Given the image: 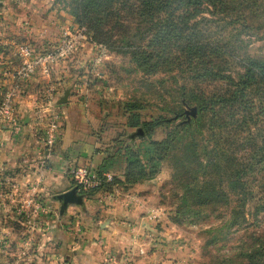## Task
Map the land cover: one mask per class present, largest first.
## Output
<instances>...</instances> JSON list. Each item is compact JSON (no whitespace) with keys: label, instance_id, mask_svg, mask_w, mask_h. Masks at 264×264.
Instances as JSON below:
<instances>
[{"label":"trees","instance_id":"1","mask_svg":"<svg viewBox=\"0 0 264 264\" xmlns=\"http://www.w3.org/2000/svg\"><path fill=\"white\" fill-rule=\"evenodd\" d=\"M68 1L67 9L75 17L77 26L84 27L92 40L105 44L111 51H122L113 46L115 41L102 38L98 33L103 24L112 21L119 34L128 35L124 39V54L131 53L137 70L150 76L161 72L171 75L172 80H169L176 86L174 88H164V79L157 78V84L164 90L161 94L157 92L158 99L164 94L179 106L186 104L196 108L193 117L166 104L161 111L170 117L160 114L145 120L140 111L149 109L146 105L139 101L118 103L120 105L116 108L124 118L125 126L132 130L140 127L144 137L131 142L125 136L122 140L126 143L122 145L120 140L113 139L112 151L109 152L107 147L102 150L105 157L96 171L102 179L101 185L88 192L81 191L83 196L92 200L116 189L126 191L134 185L154 180L163 170L165 162L173 158L168 182L170 185L175 183L177 191L164 198L170 199L173 209L167 212L171 223H179L181 217L187 214L196 215L194 209H201L209 202L227 198L225 188L219 187L218 192L211 181L204 180L201 184L205 187H200L198 176L210 167L219 173L221 182L227 180L225 184L229 189H239L243 197L250 193L260 203L264 184L258 186L263 194L254 197L250 190H245L248 185L245 176L264 163V60L252 59L240 54V51L246 42L241 37L242 33L254 29L248 17L254 19L257 16L262 0ZM122 12H126L130 20L124 26L120 23ZM204 13L209 17H204ZM237 25L242 26V30H237ZM261 28L264 24H259L256 29ZM226 33L228 36H224ZM148 87L155 94L153 89L157 86L150 83ZM255 103L260 105L257 115L252 114ZM223 111L226 115L221 117ZM182 116L184 121H174ZM257 124L263 126L257 128ZM250 125L256 132L253 134L256 142L252 134H248L254 148L251 162H235L236 157H232L230 149L237 146L229 135L233 136L230 134L232 128L235 132L250 133V129L246 130ZM198 126L211 132V143L217 148L215 157H209L205 152L206 146L194 138V130ZM160 127L167 131L164 138L156 140L154 135ZM219 145L228 147L220 151ZM176 152L180 153V158L174 159ZM106 172L111 173L110 182L102 177ZM241 206H245V198ZM261 209L264 208L257 206L254 215ZM243 213V210L234 213L232 219L218 230L219 233L235 225L240 226L245 221ZM239 219L241 222H238ZM259 240L257 245L240 244L235 256L219 258V264H264V247Z\"/></svg>","mask_w":264,"mask_h":264},{"label":"rangeland","instance_id":"2","mask_svg":"<svg viewBox=\"0 0 264 264\" xmlns=\"http://www.w3.org/2000/svg\"><path fill=\"white\" fill-rule=\"evenodd\" d=\"M66 2L69 1L0 0V4L3 6L0 9V19L2 18V23H4V20L5 22L7 20L8 22H11V20L16 21L14 26H10L8 23L10 26L9 31L14 32L17 36H23L21 33H25L24 37L28 38V45H31L36 51H44L56 45L64 30H70V28L77 26L75 17L67 9L68 5ZM260 3L257 16L254 19L248 17V22L252 24L254 29H251L249 33H242L241 37L246 42L245 44L243 43V50L240 51V54L247 55L252 59L264 60V28L256 29L259 24H264V1L262 0ZM121 15L120 23L124 26L130 20L127 19L126 12H122ZM203 16L209 17L207 13H204ZM24 22H27L28 25L24 26ZM6 26L7 23L3 25L5 29ZM131 26L133 27L134 24H131ZM112 28L113 22L110 21L103 24L99 28L98 33L102 38L115 41L113 46H117L122 51H111L105 44L94 39L93 42L104 47L105 51L99 52L93 46H87L92 57L84 60L77 70L79 74L81 73L80 76L84 78V82L97 87L96 90L100 94L102 110L99 113V123L105 131L104 137L108 141L118 139L122 145L126 143V140L124 141L122 138L134 130L125 126V120L121 117V113L116 106L124 104V102L139 101L149 107V109L140 111L143 116L142 119L149 120L152 116L160 114L170 117L167 113L161 111V108L166 104L182 112L189 110L192 105L182 104L179 106V104L177 105L164 94H162V98L158 99L157 92L161 94L164 91L163 87H176L172 84L171 75L161 72L150 76L144 74L142 70H137L136 64L132 62L131 53L124 54V39L128 35L125 33L119 34L117 29ZM140 28L142 30L141 26ZM235 28L240 31L243 27L237 25ZM232 32L236 33L235 31ZM224 36H228V33ZM6 60V58H3L4 62ZM10 61H14V64L18 62L14 56L11 57ZM157 78L164 79L165 82L163 83L165 85L163 87L157 84ZM150 83L157 86V88L153 89L155 94L150 92L151 89L148 87ZM258 106L260 105L255 103L252 114H258ZM58 111L60 112L59 109ZM103 114L105 115L104 117ZM220 115L223 117L226 113L223 111ZM234 116L237 118V115ZM62 118L63 115L61 113V123ZM184 120L185 117L182 116L174 121L179 123ZM203 122L205 121L203 120ZM250 126L246 129H250V133H247V131L245 133L241 131L235 132L234 128H232L230 134L234 137L229 135L235 142L234 145L237 146V148L230 149V152L233 153L232 157H236L235 162H251V154L254 148L248 134H252V138L255 141L253 134L256 132L254 126ZM260 126L262 127L263 125H256L257 128ZM198 127L194 130V138L202 146H206L205 152L209 154V157H215L217 148L211 143V132L208 133L209 130H202L200 126ZM240 129L242 130L243 128ZM214 130L217 132L216 129ZM1 131L3 132L4 130ZM166 131L164 127L158 128L154 139L161 140L164 138ZM221 133L223 134V131ZM223 137L225 138V136ZM224 147L227 148L228 146L219 145L218 150L221 151ZM175 158H180V153L176 152ZM172 160L173 158H170L165 162L163 170L156 177L157 184L153 190L154 198L150 201L152 208H145V213H143L145 215L143 216H138L139 211H135V223L126 224V229L137 244V248L126 249V247L120 250L119 253H103L101 255L103 258L102 264H110V262L119 264L118 260L125 261L128 255L130 256L126 262H131V259L133 261L138 257L145 258L152 255L150 264H219V258L235 256L242 243L257 245L256 241L260 239V244L264 247V209L254 215L257 206L264 208V195L261 197L260 203H257L256 199L249 195L250 193L243 197L239 193V189L232 191L227 187L228 184H225L227 180L224 183L221 182L219 173H216L212 167L205 170L204 173L200 172L198 176L200 187L202 189L205 187L201 184V182H205L204 180L211 181L215 183L214 187L218 192L219 187L225 188L227 198L223 199V201L214 200L209 202L207 206H201V209H194L193 213L196 215L187 214L181 217L179 223H171L168 220L167 212L173 209L170 199L165 200L164 198L170 196L173 191H177L175 183L170 185L168 182L172 173ZM202 162L205 161L202 160ZM253 169V172L250 171L251 173H247L245 176V180L248 183L245 190L246 192L250 190L252 195L258 198L263 194L259 191L260 188L258 186L262 183L264 184V163ZM7 174L5 171H0V177H7L5 176ZM10 188L7 182L0 181V192H7ZM20 191V188L16 190L17 193ZM244 198L245 206L242 207L241 203ZM47 203L55 204L52 199H48ZM102 203H106V201ZM23 205L24 202L21 200L8 203L0 199V264H41L40 255L42 257L46 255L50 261L43 264H77L76 258L71 259L69 257L74 251L68 247L72 243L63 242L66 244L65 246L62 243L63 247L56 248L55 240L53 241L50 236V230L48 233L42 230L41 233L43 235L40 234L41 229L39 230V228L44 226L43 221H47L49 216L39 213L37 210L35 211L34 208L28 207V205L25 207ZM53 210L54 212L58 211L55 207ZM240 210H243V214H245V221L240 226L235 225L228 231L223 230L219 233L218 230L232 219L234 213ZM151 213L157 214L156 219H150L149 215ZM55 219L57 220V218ZM238 222H241V219ZM48 223H52L51 220H48ZM215 228V232H210V230ZM67 236L70 237H65L67 241H74L78 236L77 241L82 238L79 233L72 234V236L67 233ZM41 240L42 242H40ZM65 260L68 263H64Z\"/></svg>","mask_w":264,"mask_h":264},{"label":"crops","instance_id":"3","mask_svg":"<svg viewBox=\"0 0 264 264\" xmlns=\"http://www.w3.org/2000/svg\"><path fill=\"white\" fill-rule=\"evenodd\" d=\"M2 8L0 4V9ZM14 22L16 21L5 22L4 20L2 23V18L0 19V93L8 89L13 90L14 114L21 120L23 132L20 136L14 137L7 129L0 131V171L9 174L5 175L7 177H0V181L7 182L9 188L11 187L7 192H0V199L8 203L24 201L27 199L26 187L41 179L40 199L48 202V199L51 200L56 194L77 188L70 174L72 168L89 167L98 171L105 157V152L102 150L107 147L109 152L112 151L113 139L108 141L104 137L105 131L99 123L102 104L97 87H91L84 82V78L77 70L84 60L92 57L88 47L76 53L65 66L53 72L49 78L36 73L27 81L17 82L11 74L14 61H10L13 56V47L10 43L28 44V38L24 37L25 33H21L23 36H17L9 31V27L15 25ZM6 23L7 31L3 27ZM27 25V22H24V26ZM3 58L7 60L4 62ZM51 84L56 87L57 100L63 95L65 89L71 90L68 102L57 105L63 115L60 138L54 148L42 153L40 142L32 129L33 117L42 107L46 90ZM42 161L46 163L45 170H41ZM104 174L111 175L109 172ZM156 184L157 178L134 185L126 191L116 189L111 198L105 199L103 195H98L92 200H87L84 197V210L70 206L65 214L60 213L59 205L52 199L55 204L49 205L52 209L54 207L58 209L57 214L55 212L57 220L53 210L52 216L47 217L52 223H48V220L43 221L44 226L39 228L40 234L43 235L41 231H46L47 225L52 240H55L56 248L63 247V242L72 243L68 247L74 251L69 257L76 258L77 264H102L103 253H119L126 247V249L137 248L126 226L135 223V211H139L138 216H143L145 208H152L150 201L154 198L153 190ZM18 188L21 191L17 193ZM77 191L83 195L81 188H77ZM103 201L106 203H102ZM70 227H73L74 231L69 230ZM67 233L70 236L79 233L82 238L77 241L78 236L76 241H67L66 238H70ZM63 245L66 244L63 243ZM129 256L125 261L118 260V263H151L152 255L126 262ZM39 258L42 260L41 264L50 262L46 255L43 257L40 255ZM64 263L68 261L65 260Z\"/></svg>","mask_w":264,"mask_h":264},{"label":"built area","instance_id":"4","mask_svg":"<svg viewBox=\"0 0 264 264\" xmlns=\"http://www.w3.org/2000/svg\"><path fill=\"white\" fill-rule=\"evenodd\" d=\"M10 44L13 47V56L18 60L16 64L12 65L11 72L12 77L17 82L27 81L36 73L49 78L53 72L65 66L76 53L87 46H93L99 52L105 51L104 47L93 42L92 37L84 27L79 26L64 30L56 45L44 51H36L31 45L24 43L11 42ZM14 97L12 89L4 90L0 93V131L7 129L12 136L18 137L23 132V124L14 114ZM56 101V87L51 84L46 90L42 107L37 110L33 117L32 129L40 142L39 146L42 153L45 150L54 148L61 135V113L58 111ZM45 169L46 163L42 161L41 170ZM70 174L76 187L86 192L99 187L102 183V179L97 172L89 167L72 168ZM102 177L106 182L112 180L110 174H103ZM40 182L41 179L26 187L27 199L23 201L24 205L34 208L39 213L52 216L51 206L40 199ZM113 193L114 191L103 194V198H111ZM155 214L151 213L149 215L151 220L152 218L156 219L157 214ZM46 227L47 233L49 228L47 225ZM69 230L74 231L73 227H70Z\"/></svg>","mask_w":264,"mask_h":264},{"label":"water","instance_id":"5","mask_svg":"<svg viewBox=\"0 0 264 264\" xmlns=\"http://www.w3.org/2000/svg\"><path fill=\"white\" fill-rule=\"evenodd\" d=\"M70 90H71L70 88L64 90L63 95L56 102L57 105H63L68 102ZM185 114L195 117L196 108L194 107L190 108L189 110L185 111ZM143 137H144V133L140 127L126 135V138L130 139L131 142H133L137 138H143ZM52 199L54 202H56L59 205L61 214H65L67 208L70 206H75L82 210L85 209L84 196L79 194L77 188L75 187L63 193L56 194L55 196H53Z\"/></svg>","mask_w":264,"mask_h":264}]
</instances>
